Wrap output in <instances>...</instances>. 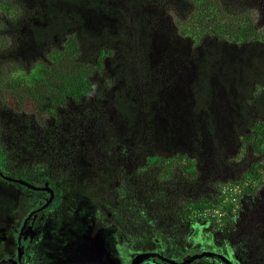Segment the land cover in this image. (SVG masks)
<instances>
[{
    "label": "rangeland",
    "instance_id": "374dc122",
    "mask_svg": "<svg viewBox=\"0 0 264 264\" xmlns=\"http://www.w3.org/2000/svg\"><path fill=\"white\" fill-rule=\"evenodd\" d=\"M15 1L18 4L17 17L20 19L17 24L21 29L10 36L14 41L12 51L23 47L29 39L28 27L40 24L39 19L44 11L42 0ZM99 1L97 10L80 9L79 20L72 22L90 31L107 29L119 35L112 47V58L119 63L130 62L129 70L134 72L130 73L127 88L132 97L127 98L134 100L136 112H132V121H128L126 116L124 120L117 118L112 87H118L120 82H116L117 73L112 66V59L108 58H104L103 67L95 79L96 86L108 92L107 97L111 100L105 104L97 101L87 104L69 102L61 109V117L47 119L45 125L30 121L36 124L30 129L28 116L8 108L4 94H0V133L5 141L15 150L25 151V148L33 145L36 155L50 153L60 170L61 182L57 186L59 192L55 193L47 210L50 216L45 220L43 218L47 213H38L36 225L31 228L33 221H29L24 232L32 231L37 237L38 223L43 219L40 222L47 230L50 229V233L41 237V247L49 258L56 253L62 255L52 264H64L70 256L76 260L80 255L86 258L85 264H123L121 256L122 253L125 255L124 244L114 243V228L101 224V220L102 223L108 221V216L105 218L103 215H108L109 210L114 209L116 177L122 176L117 173L120 168L117 169L115 164L121 159H133L134 148L140 151L141 136L154 132L165 135L163 131L169 130V137H178L184 145V138L194 141V133H198L203 136V143L190 151L197 173L195 184L191 185L193 180L175 177L156 184L159 179L154 174L150 176L151 181L145 180L147 182L142 183L144 186L139 196L154 213L165 208L172 209L174 200L184 196L192 201L201 197L219 205L221 186L237 182L252 167L259 168V179L253 182L252 191L241 194L243 198L230 225L209 226L191 220L185 239L180 235L184 227L178 233L171 232L170 228L165 230V220L162 218L157 221L156 232L143 231L137 243L131 242V254L125 258L124 264L131 255L146 248L147 240L150 246L155 243L160 246L157 249L172 257L179 258V255L191 249L194 250L186 255L205 249L222 254L232 264H264V158L256 154L247 141L250 126L259 121L253 104L237 102L230 108L229 95L216 90L215 99L209 108L211 111L215 108L224 111L222 116L218 113L214 117L205 113L197 115L192 111L191 122L184 120V109L192 107L193 86L198 79L195 64L202 61L196 53L206 47H196L188 57L189 60H184V42L181 41V37L184 41V35L181 31L186 22L193 18L189 6L184 8V0H146L144 4L139 3V0ZM220 1L226 7L231 3L256 11L259 25L263 27L261 35L264 36V0ZM132 8L142 17L137 18V25L145 35L139 36L149 42V48L140 54L129 41L128 34L123 38L120 33L125 32L121 29L124 26L123 16L126 15L124 11L128 13ZM127 17L132 23L131 16ZM164 38L168 41L158 47L155 43ZM211 38L215 39L214 36H207L205 40ZM169 45L172 49H168ZM104 46L107 47L106 44ZM21 49L19 57L30 64L34 63L35 57L30 53V48L25 45ZM5 66L2 62L0 69ZM12 68L17 69V66ZM21 74L27 73H21L20 70ZM133 103L130 104L131 108ZM184 121L188 123L184 125ZM201 124L206 127L195 130ZM208 129L213 131L212 137ZM30 131L31 141L26 143L25 135ZM165 144H170V139ZM180 146L179 149L184 151ZM156 147L162 145L157 143ZM17 186L0 179V258L11 257L13 242L6 238L7 234L14 226L20 227L26 216L35 209L32 197L27 196L31 191L25 193L22 190L24 187ZM95 244L100 246V251ZM150 246L146 248L147 251L156 249ZM31 258L36 261L34 253ZM151 263L149 261L148 264ZM189 264L221 263L218 259L203 257Z\"/></svg>",
    "mask_w": 264,
    "mask_h": 264
},
{
    "label": "trees",
    "instance_id": "16d2710c",
    "mask_svg": "<svg viewBox=\"0 0 264 264\" xmlns=\"http://www.w3.org/2000/svg\"><path fill=\"white\" fill-rule=\"evenodd\" d=\"M99 2V0H42L44 11L39 19L40 24H31L28 27L29 39L23 47L12 51L14 41L10 36L21 29L17 24L20 20L17 17L18 4L15 0H0V64L3 62L6 65L0 69L2 75L0 94L1 96L4 94L8 108L21 111L28 116L30 129L36 125L30 121L45 125L47 119L61 117V109L69 102L87 104L90 101H97L105 104L111 100L107 97L108 92L96 86L95 78L103 67L104 58L112 59V66L117 73L116 82H120L118 87L114 89L112 87L113 107L117 118L124 120L123 117L126 116L128 121H132V112H136V108L134 100L127 98L132 97L127 84L130 73L134 71L129 70L130 62L119 63L112 58V47L115 46L119 35L107 29L90 31L72 22L79 20L80 9L97 10ZM145 2L146 0H139L141 4ZM230 4L226 7L220 0H184V8L189 6V12L193 17L186 22L181 31L184 35V41L181 37V41L184 42V60H189L188 57L196 47L201 46L197 49H202L204 45L206 46L202 52L196 53L202 61L195 64L198 79L193 86L192 107L189 109L185 107L187 112L184 109V120L191 122L192 111L197 115L205 113L214 117L218 113L222 116L224 111L219 108L211 111L209 108L211 101L215 99L216 90L229 95L230 108L237 102L253 104L259 121L250 126L247 141L252 150L264 158V36L261 35L263 27L259 25L256 11ZM124 14L131 16L132 23L126 15L123 16L124 26L121 29L125 32H120L122 37L125 38L128 34L136 52L144 53L149 48V42L143 36H139L145 35L137 25V18L142 17L134 8L128 13L124 11ZM207 36H214L215 39L205 40ZM166 41L168 40L165 38L159 39L155 44L162 47ZM25 45L35 57L32 64L19 57L21 48ZM173 46L177 49L175 44ZM168 49H172V46L169 45ZM14 66H17V69H13ZM20 70L21 73L27 74L20 75ZM187 121H184V125L188 123ZM204 127L206 126L201 124L200 128L195 130ZM163 132L165 135L154 132L148 136H141L140 151L135 147L133 159L122 161L118 166L120 169L117 168L119 170L117 173L122 176L116 177L117 190L113 191V194L117 203L111 212V222L120 230L130 229L128 212L134 206L136 192L142 190L144 186L142 183L151 181L150 176L153 174L159 179V183L156 184L174 177L193 180L191 185L196 182L197 173L190 151L201 146L203 136L194 133L196 139L190 141L184 138L183 145L178 137L175 139L169 137L171 131ZM208 133L212 137L213 131L208 129ZM30 136L31 131L25 135L26 143L31 141ZM168 139L170 144L166 147ZM157 143L166 148L156 147ZM180 145L184 151L179 149ZM34 152L33 145L25 148L24 152L15 150L0 133V169L9 172V175L22 180L53 176L52 158L49 155L42 159L32 158L36 154ZM149 173H151L149 176L145 175ZM260 174L256 166L237 179L238 184L243 187V192L252 191V184L259 179ZM148 205L143 200L142 206H137L140 209L142 207L149 209L147 212L158 220L164 218V228L175 225L171 228L173 232H177L176 228L184 227L181 236H185L191 210L214 208L218 204L201 197L192 201L184 196L174 200L172 209L165 208L158 210L157 213ZM151 222L149 218V223Z\"/></svg>",
    "mask_w": 264,
    "mask_h": 264
},
{
    "label": "flooded vegetation",
    "instance_id": "af4514ba",
    "mask_svg": "<svg viewBox=\"0 0 264 264\" xmlns=\"http://www.w3.org/2000/svg\"><path fill=\"white\" fill-rule=\"evenodd\" d=\"M160 144V143H158ZM161 145V144H160ZM166 147H168V144H165ZM164 145L162 147L166 148ZM131 150V148H130ZM134 151V150H133ZM24 152V151H22ZM128 152V151H126ZM169 153V150H168ZM45 155H49V157H51L50 153L47 154H40V155H36L34 154V156L32 158H36V159H42L45 158ZM53 158V157H51ZM123 161V159L118 160L116 165V168H118V166H120L121 162ZM115 165H113L112 167H114ZM51 168L53 171V176H48V177H44V176H38L36 178H29L28 180H22V179H18L15 178L11 175H9V172H4L0 169V179H2V181L6 182V183H11L14 184V186H22L25 189L24 192L26 193V191H31V194H25L27 196H31L33 201L35 202V209L31 210V212L26 216L25 221L23 222V224L19 227V226H14L13 229H11L9 231V233L7 234L6 238H9L12 242H13V246H12V251L10 252L11 257H2L0 258V262L5 260V261H11V262H15L18 261V255L20 254V263L19 264H52L53 261L59 259L62 255L59 253L53 254L49 257H47L46 255V251L41 247V237L42 236H47L50 233V229L47 230L46 226L41 224L40 221H42L43 219L47 220L48 217L50 216V211L47 212V210L50 208V204L52 203L53 199L55 198V193L57 194V192H59V190H57V186H60V170L57 167L56 162L52 159L51 161ZM111 170V168L109 169ZM18 181H22L27 183V185L21 184ZM18 187V186H17ZM65 187V186H64ZM140 192H136L135 195V202H134V206L130 209L131 211L128 212L129 214V220L128 222L130 223V229L129 230H120L118 229L112 222H111V212L112 210H109V214L108 215H103V217L107 218L108 216V221L107 223L103 222L101 220V224L104 227H113L115 230V235L113 234L114 238L116 240H114V243H123L125 246V255L124 253H122L121 256V260L123 262V264L125 263V258L127 256H129L131 254V250L130 247L131 246V242H135L137 243L138 240L141 238L142 236V232L143 231H147L150 230L151 232H156L155 228H157V221L158 219L155 217H152L153 214H150L147 212V210H144L143 207L140 209L137 205H141L142 206V198H140L139 196ZM243 197H240L238 200V203L241 202V199ZM39 205L37 208V204ZM117 203V200L115 198V203H114V207ZM131 206V204L129 205ZM139 211V212H138ZM141 211V212H140ZM41 212H45L47 214H45L44 218L42 220L39 221L38 223V232H37V237H35V234L31 231V233H29V231L24 232L26 229V226L28 224L29 221H33L31 228L33 226L36 225V220L38 219V213ZM237 212V211H236ZM235 213H227L224 215V217L222 218L221 221L219 222H214L212 220H201L199 218L196 217L195 214V210H191V214H190V221H196V222H202V223H206L209 226H217V227H222V226H228L230 225L234 218L233 215L236 214ZM35 220H34V219ZM140 218V220H139ZM149 218L152 220L151 223H149ZM175 225H171L168 226V228L166 229H171V232H173V228ZM178 232H181V227L176 228ZM52 232V230H51ZM29 233V234H28ZM110 235L112 236V233H110ZM179 235V234H178ZM181 235V234H180ZM112 236V237H113ZM13 237H15L14 241H13ZM181 237V236H180ZM183 238V237H181ZM184 238L186 239V235L184 236ZM184 239V241H185ZM149 242L151 244H153L151 242V240H149ZM96 248L98 249V251H100V246L95 244ZM188 245V242L186 240V246ZM146 248L148 246H150L148 244V240L146 241ZM14 247V248H13ZM150 247H155V250L152 251H147L146 248H144L143 250L134 253L133 255H131L130 259L127 261L126 264H131L132 260L138 255V254H153V256H149L148 258L144 259L143 261H141L138 264H148L149 261L153 262L151 264H180L184 261V258L187 256H191L194 255L193 254H187L188 252L193 251L194 249L189 250L188 252H186L185 254L183 253V255H179V258L177 257H172V255H170L169 253H163L161 250L157 249L160 246H156V244L154 243L153 246ZM200 250V249H198ZM205 249H201V251H199L200 254L201 252H203ZM207 251V250H206ZM209 252H214V251H209ZM35 254V260L34 261L31 256L32 254ZM214 253H218V252H214ZM196 254V253H195ZM220 254V253H218ZM222 255V254H221ZM181 256V257H180ZM223 256V255H222ZM225 257V256H223ZM210 258V257H207ZM230 264H232V262L225 257ZM70 259L73 261L70 263ZM217 259V258H214ZM198 260V259H197ZM196 260V261H197ZM220 261L221 264H226L224 262H222L220 259H218ZM86 258H84L83 256H79L76 258V260L73 257H69V259L67 261H65L64 264H85L86 262ZM195 261V260H194ZM193 261V262H194Z\"/></svg>",
    "mask_w": 264,
    "mask_h": 264
},
{
    "label": "built area",
    "instance_id": "2783aa9c",
    "mask_svg": "<svg viewBox=\"0 0 264 264\" xmlns=\"http://www.w3.org/2000/svg\"><path fill=\"white\" fill-rule=\"evenodd\" d=\"M220 204L214 208L196 209V217L201 220H212L219 222L225 214L236 212L238 200L243 192V187L238 182L224 184L221 187Z\"/></svg>",
    "mask_w": 264,
    "mask_h": 264
},
{
    "label": "water",
    "instance_id": "95a60500",
    "mask_svg": "<svg viewBox=\"0 0 264 264\" xmlns=\"http://www.w3.org/2000/svg\"><path fill=\"white\" fill-rule=\"evenodd\" d=\"M1 175V173H0ZM19 183L21 184H24V185H27V183L25 182H22V181H18ZM149 256H153V254H138L131 262V264H138L140 263L141 261H143L144 259L148 258ZM203 257H210V258H217V259H220L222 262L226 263V264H230V262L225 258L223 257L221 254H218V253H214V252H209V251H203L201 252L200 254H194V255H191V256H187L184 258V261L180 264H189L191 262H193L194 260H197V259H201ZM86 262V261H85ZM20 263V254L18 255V261H1L0 264H19ZM176 264V263H174Z\"/></svg>",
    "mask_w": 264,
    "mask_h": 264
},
{
    "label": "clouds",
    "instance_id": "9594fccd",
    "mask_svg": "<svg viewBox=\"0 0 264 264\" xmlns=\"http://www.w3.org/2000/svg\"><path fill=\"white\" fill-rule=\"evenodd\" d=\"M222 186H223V185H222ZM222 186H221V187H222ZM214 204H217V203H214ZM236 211H237V210H236ZM234 213H235V212H234Z\"/></svg>",
    "mask_w": 264,
    "mask_h": 264
}]
</instances>
